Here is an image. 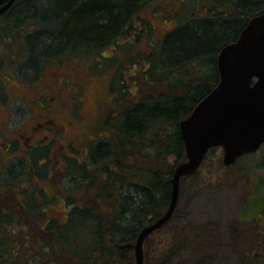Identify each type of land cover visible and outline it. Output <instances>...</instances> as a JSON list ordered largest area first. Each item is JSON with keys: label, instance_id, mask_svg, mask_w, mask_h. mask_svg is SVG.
Returning a JSON list of instances; mask_svg holds the SVG:
<instances>
[{"label": "trees", "instance_id": "trees-1", "mask_svg": "<svg viewBox=\"0 0 264 264\" xmlns=\"http://www.w3.org/2000/svg\"><path fill=\"white\" fill-rule=\"evenodd\" d=\"M154 1L25 0L22 7L14 6L0 16V36L18 41L26 21L34 20L39 28L43 27L46 38H37V33L26 36L29 58L39 60L58 50L60 56L78 55L79 60L94 52L98 55L96 51L106 45L118 46V38L123 34L140 32L133 19L143 6ZM180 1L179 13L187 20L182 22L179 14L180 21L175 19L172 30L164 39L157 40L164 43L166 51L170 50L167 66L148 54L150 47L145 56L139 59L137 54L129 60L133 67L142 61L140 79L133 77L130 84H125L124 78L111 82L112 98L117 91L113 108L102 121L98 139L91 140L87 160L79 163L75 158L77 162L69 172L73 188L68 192L71 194H63L68 208L66 219L59 222L42 213L40 223L36 222L31 218L36 206L26 205L24 200L20 206H25L21 208L24 216L14 221L19 226L16 233L13 231V236L8 237L9 232L5 231L3 236L0 232V264H133V252L127 246L135 243L143 227L165 213L174 168L185 159L179 121L216 85V57L220 49L236 38L242 22L264 11V0H222L221 4L211 0L213 8L202 16L191 4L185 7L186 0ZM217 8L224 12L215 11ZM132 38L124 40L129 43ZM42 40L50 42L48 47L44 46L46 52L34 53V46L41 45ZM179 58L182 60L177 61ZM107 59L108 56L101 55L94 63L99 67L101 63L107 65ZM204 65L209 66L206 73H202ZM35 66L36 70L38 65ZM188 66L192 67L190 73ZM118 71L112 80L118 77ZM217 149L208 152L194 175L181 180L179 197L186 185L201 183V171ZM248 156L229 168L234 169L238 161ZM37 158L38 155H32L28 166L39 167ZM262 164L264 167V160ZM18 169L19 174L13 177L21 178L23 168ZM77 194V198L69 199ZM262 208L263 198L249 206L253 213ZM175 213L145 240L144 264H170L189 236L201 242L214 238L211 224L188 225L186 235L175 230ZM7 229L12 230L8 224ZM254 235L261 240L262 236ZM201 251L202 245L196 252ZM261 257L258 252L252 256V262L259 264ZM199 262L196 259L190 264Z\"/></svg>", "mask_w": 264, "mask_h": 264}, {"label": "rangeland", "instance_id": "rangeland-1", "mask_svg": "<svg viewBox=\"0 0 264 264\" xmlns=\"http://www.w3.org/2000/svg\"><path fill=\"white\" fill-rule=\"evenodd\" d=\"M24 1H18L16 6L22 7ZM216 1L218 4L223 3L222 0ZM180 2V0H155L143 6L133 19V21H136L137 29L140 28L137 40L135 41L132 38L129 43H126L124 38L133 37V32L128 35L123 34L118 38L120 43L118 46L106 45L101 50L96 51L98 55H95L94 52L89 57L69 61V58L66 57L65 61L63 59L65 56H61L62 63H57L54 60L47 61L39 65L36 70L35 65H37L38 59L30 57L23 62V66L31 68V70L23 68L20 66L21 64L15 66V76L9 81L11 83L10 87L15 91L18 88H30V93L34 94L41 87H44V90L48 89L47 82L43 76L49 70L57 69L62 74L75 73L77 77L73 81L71 79V81L77 83V88L74 87L73 89V86L70 87L64 81L62 83V93L70 92L66 98V107L73 104L72 114L69 119L73 120L74 125L67 127L66 136L69 139L82 137L86 142L93 138L98 139V135L102 130V121L108 111L113 108V100L117 98V91L112 98L111 82H117L124 78L125 84H130L133 77L138 76V79L142 77V61H139L133 67V62L129 61L130 58L139 54L137 58L140 59V56H145L151 47L148 54L151 53L156 56L163 67L167 66V62H169L167 56L170 50L166 51L164 43L157 42V40L165 38L175 26V19L180 21L178 19L179 14L183 18L182 22L187 20V17L179 13L181 9ZM189 5L202 16H206L208 14L207 11L213 8L211 0L184 1L185 7ZM174 11L178 13L174 14ZM215 11L221 13L224 12V9L217 8ZM42 30L43 27L39 28L34 20L26 21V26L24 27L26 36L37 33V38L45 39L46 35ZM0 44L6 46V42H1ZM49 44L50 42L42 40L41 45L34 46V53L46 52L44 46ZM0 53L2 54V51ZM93 55L97 58L101 57V55L108 56L109 59L105 62L107 65L101 63L99 64L101 65L100 67L97 66L98 63L97 65L94 63L97 62L95 61L97 58ZM72 58L79 57L78 55H73ZM180 60L182 58L177 59V61ZM100 61L104 63L105 59L101 58ZM207 67L209 66L204 65L202 73L207 72ZM187 68L190 73L192 67L188 66ZM117 69L120 70L116 74L118 77L112 80V76ZM23 71L28 73V77H25L26 72ZM2 91L3 87L2 83H0V93ZM73 91L78 92V94L71 100ZM46 96L48 98V96H53V94H47ZM10 101L12 102L9 104L10 122L13 123L12 127L14 129H18L22 127L20 124L22 122L26 123V119L29 117V114H27L28 101L25 102L17 98H10ZM24 112L27 113L24 114ZM27 125L28 123L23 127H27ZM33 135L42 136L39 132ZM17 153L15 151V154ZM72 154V158L68 160L66 170L63 172L59 171L61 170L60 165L58 167L55 166L53 159L51 161L46 159V164L37 168L32 165L28 166L26 162L23 166H16V163H14L13 175L19 174L21 169L18 168H23L24 170L22 169L23 173H20L22 175L20 176L21 178H9L10 183L13 185L11 201H8L9 198L7 199L0 194V232H2V236L6 235L5 231H7L9 232L8 237H12L13 231L15 232L16 227H19L17 224L15 225L14 221L21 220L24 216L21 208L25 206L20 207L24 204V200L26 205L33 203L36 206L37 211L31 216L36 222L40 223L39 217L42 213L47 219L57 218L59 222H63L66 219L68 208L67 200L63 194L68 193L70 188H73L72 181L69 179L70 169L77 162L75 158L79 160V163L87 160V157L80 156L75 151H72ZM32 155L36 154L30 153L29 159L32 158ZM35 157L37 156H34V159ZM222 158L223 151L218 148L212 159L201 171V183L198 186L186 185L182 190L175 210L176 213L174 212L175 219L172 223L175 230H181L185 235L188 225L201 226L211 224L215 231L214 238L201 242L189 236L187 242L182 248L180 247L181 250L178 255L171 259L170 264H190L196 259L200 260L196 264H255V261L252 262V256L258 252L262 254L259 264H264V246L261 245V242L264 241V208L257 213H253V210L249 209L251 203L260 198L264 199V167L262 164L264 160V145L259 151L248 156V158L238 161L234 169L225 167L222 163ZM27 171L30 174H28V177ZM20 179H24V182L20 181ZM25 190L26 193L23 194L22 191ZM66 197H69V195ZM77 197L78 194L77 196H70L69 199ZM7 204L9 209L6 208ZM7 224L12 230H6ZM254 233L262 236L261 240ZM188 235L190 234L188 233ZM201 245L203 251L197 253L196 250ZM242 250L244 251L243 255H241Z\"/></svg>", "mask_w": 264, "mask_h": 264}, {"label": "water", "instance_id": "water-1", "mask_svg": "<svg viewBox=\"0 0 264 264\" xmlns=\"http://www.w3.org/2000/svg\"><path fill=\"white\" fill-rule=\"evenodd\" d=\"M14 2L1 6L0 16ZM216 67V85L178 123L185 159L174 168L165 213L143 227L135 243L127 246L133 252V264H144L145 240L171 219L181 180L198 171L211 149L220 148L223 165L230 167L264 145V12L249 20L235 42L221 48Z\"/></svg>", "mask_w": 264, "mask_h": 264}, {"label": "flooded vegetation", "instance_id": "flooded-vegetation-1", "mask_svg": "<svg viewBox=\"0 0 264 264\" xmlns=\"http://www.w3.org/2000/svg\"><path fill=\"white\" fill-rule=\"evenodd\" d=\"M7 1L8 0H3V2L0 3V7ZM18 1L19 0H15L9 10L16 6ZM251 18H249V20ZM249 20L242 22V27L232 42H235ZM134 23L136 24V21H134ZM138 29L140 31V28ZM138 34L139 33H135V31L132 33L135 41L137 40L135 37ZM17 38L18 41H15L11 36H0V43L6 42V46L0 44V52L2 51V54L0 53V79L3 77L0 80L3 87V91L0 93V194L7 199L9 198L8 201H11L13 197V185L10 183V179L13 177V170L15 168L14 163H16V166H23L25 162L29 163L30 153H32L38 155L37 163L39 165H44L46 159L50 161L53 159L55 166L58 167L60 165L61 170L59 171L63 172L66 170L68 160L72 158V151L85 157L89 154L92 140L86 142L82 137L69 139L66 136L67 127L74 125L73 120L69 119L72 114L71 110L73 104L66 107V98L69 96L70 92L62 93V83L64 81L66 84H69L70 87L73 86V89L74 87L77 88V83L72 82L73 79L77 77L75 73L62 74L57 69L49 70L46 75L43 76L44 80L47 82L48 89L44 90V87H41L34 94L30 93V88H18V90L15 91L10 87L11 83H9V81L15 76V66L21 64L20 66L23 68L29 69L23 66V62L29 59V48L27 43L24 42L26 31L19 33ZM59 53L60 52L57 50V52L55 51L48 56L44 54L43 58L39 59L37 62L38 67L47 61L54 60L57 63H62ZM63 59L66 61L67 58L65 57ZM72 59L76 60V58L70 56L68 61ZM25 77H28L27 72ZM47 94H53V96H48L47 98ZM77 94L78 92L73 91L71 100H73ZM10 98L21 99L25 102L28 101V113L24 112V114H29V117L26 119V123L22 122L20 124L22 127L18 129H14V127H12L13 123L10 122L9 104L12 103ZM75 117L77 116L75 115ZM27 123V127H23ZM37 132L41 133L42 136L33 135ZM15 151L18 153L15 154ZM6 208L9 209L8 204Z\"/></svg>", "mask_w": 264, "mask_h": 264}]
</instances>
